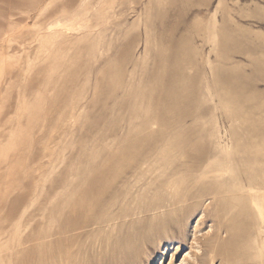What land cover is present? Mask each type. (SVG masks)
I'll return each mask as SVG.
<instances>
[{
  "label": "rangeland",
  "instance_id": "1",
  "mask_svg": "<svg viewBox=\"0 0 264 264\" xmlns=\"http://www.w3.org/2000/svg\"><path fill=\"white\" fill-rule=\"evenodd\" d=\"M169 72L182 103L159 98L154 75ZM156 143L141 176L136 168ZM184 150L199 170L187 171ZM254 155L262 167L252 171L264 180V0H0V216L22 199L14 220L2 221L8 230L29 229L31 217L37 230H52L70 188L114 156L117 184L142 177L151 189L107 212L134 214L123 227L133 241L114 255L73 248L79 264H264V199L239 191L237 160ZM174 169L184 171L178 188L155 193L154 180ZM202 171L224 177L172 206ZM230 235L236 244L224 248Z\"/></svg>",
  "mask_w": 264,
  "mask_h": 264
},
{
  "label": "bare ground",
  "instance_id": "2",
  "mask_svg": "<svg viewBox=\"0 0 264 264\" xmlns=\"http://www.w3.org/2000/svg\"><path fill=\"white\" fill-rule=\"evenodd\" d=\"M40 1H42V0H40ZM20 3H21V1H20ZM9 13H11V12L9 11ZM2 16H3V14H2ZM3 21H4V19H3ZM8 22H10L9 19H8ZM172 41H173V39H172ZM169 53H171V52H169ZM184 59H186V58H184ZM183 63H185V62H183ZM165 67L166 66H164L162 69H165ZM159 75H162V74H159ZM162 77H160L158 75H154V79L160 81V83L162 85V94H161V96H159V98L161 97L162 103H165V104L182 103L185 100V98H184V96L181 95L182 93L180 94L177 86H175L177 76L175 74L172 75L169 72L168 76H167V74H165ZM152 93H154V92H152ZM184 93H186V92H184ZM182 117H183V115H182ZM155 147H158L157 143L152 148H150L148 151H146L144 157L142 158L141 164L136 168V172L138 174H140L141 176H145L147 174V171H145L144 167L149 164L148 158H150L149 156L153 153L152 150L155 149ZM246 147H248V146H246ZM255 148H257V147H255ZM250 151L251 150H249V153H250ZM253 151L254 150H252L251 152H253ZM255 152H258V150ZM238 153H240V152H238ZM251 154H254V152ZM182 155L185 156L186 158L188 157V159H191V161H192L190 164H187V166H186L187 171L193 173V172H195L193 170H199L198 165L195 164L193 161V160L197 161L198 158L194 157L190 152H188L186 150L183 151ZM254 156L255 157L241 158V159L237 160V162L239 164H242L243 168L245 169L244 171H242V173H240L241 174L240 178H241L242 182L240 185L237 184V182H233L234 185L231 183L233 186H235V184L241 186V188H239V191L247 193V195L249 197L248 199L251 203L264 199V180L258 176V172L254 173L252 171L255 169L261 170L262 166H261V162H260L259 158H257L256 155H254ZM113 157L114 156L108 157L106 159V161H104V163L101 164V166H98L94 169V171L97 175L93 180H90V181L84 180L80 183L75 184L74 186H72L70 188V190L68 192L71 193V198H67L66 200L62 201L61 204H59L57 207L54 208V210L55 211L57 210V212H59V213L52 216L53 228L50 231L37 230L36 227H34V218L33 217L30 218V222L28 221L29 226H30L29 229H27L28 227H25V229H23V230H21V228L20 229L17 228L16 230H8L6 228V226L2 223V221L4 220L5 223L6 222L10 223L16 217L18 210L20 211V209H21V208L19 209L20 203L22 200L21 196H16V197L14 196L15 198L12 199V201L10 202L9 209L6 210L7 213L4 214V218H3V214H2V217L0 216V218H1L0 219L1 220V222H0L1 223L0 224V243L3 242L2 246L0 244V248H1L0 249V260H1L0 264H79L77 256L74 252V250L76 248L78 249L77 254L80 252L82 253V251L84 254V252H85L84 248L87 244H88L89 251H92V252H94V251L99 252L100 250H105L106 248L110 249L111 247H113L112 249H113V255H114V253L118 249L119 250L123 249L124 247L129 245L133 240H132L130 235L123 232V227L126 225V223H128V221H129L128 218L132 217V215H134V214L126 213L123 215L121 214V215L110 216V215H108L107 212L109 210L111 211L116 206L117 200H119L120 198H122L123 201L127 200V198L129 199V197L131 199L136 198V197L138 198L139 196L145 195L147 193V190L151 189L150 188L151 186L149 184L144 183V181H142L143 180L142 177L140 179H136L133 184L130 182L131 181L130 179L123 180L121 185L117 184L116 180L120 175V170H117V169L113 170V168H114L113 163H112ZM263 158H264V156H263ZM127 159H130V158H127ZM262 162H264V161H262ZM262 165H263V163H262ZM171 172H173V175H172V177H170L168 179L160 180L157 177L154 180L155 182H157V186L155 188V193L166 192V191H169L170 189L172 190L174 188H178L177 186L180 182L178 181L177 176L182 171H180V169L179 170L174 169ZM12 175H13V173H12ZM218 177L219 178L224 177V173L222 171H217L214 174L213 173H207L206 174V172L202 171L200 174H197L195 176H191V178H189V180H190V182H189L190 187L188 186L189 189L187 191H185L184 194L181 196L180 195L177 197L174 196L175 202L172 204V206H176L178 204L185 203L187 200H191V199H194V198L201 196L204 191L203 190H195L194 187H196V186L199 187V185L202 184L203 182H205L206 179H208V178H212V179L215 178L216 179ZM219 178H218V180H219ZM234 178H236V177H234ZM17 179H19V178H16L15 180H17ZM222 179L223 178H221V180ZM15 180L11 183L12 185L14 184L13 188H14V186H18L17 182L15 184ZM238 182H239V180H238ZM6 183H5V185H6ZM129 183H131L130 186L128 185ZM138 184H141V185H138ZM113 186H114V190L111 191V193L108 195L109 198L100 203V207H101L100 213L95 215L94 214L95 204H97L98 200H100V198L104 195V193L109 191L110 188L112 189ZM35 187H36V185H35ZM7 191H9V190H7ZM25 192H24V194H25ZM28 192H30V191H28ZM2 193L3 192H0L1 196L4 195V193L3 194ZM221 193H222V191L220 188H218V189H216V191H214L215 195H220ZM93 194H95V195H93ZM92 196L95 197L94 200L91 198ZM8 197H6V199ZM237 197L239 198V195L238 196H231V198L229 200L237 198ZM242 198H244V197H242ZM3 199H5V198H3ZM219 199H220V201L224 202V201H226L227 198L220 196ZM27 201L28 200H26V202ZM0 203H1V201H0ZM151 204H149L147 207H143V209L142 208H138V209H142V210H140V212H148L150 210H153L154 204L153 203H151ZM246 204H248V202ZM4 205H5V203H4ZM156 205H158V204H156ZM247 207H248V205H247ZM251 208H253V205L251 206ZM248 209L250 210V208H248ZM1 210H3V208L0 209V211ZM158 211H160V210H158ZM113 212L114 211H112L111 213L114 214ZM131 223L132 222H130V224ZM90 227H91V229H88ZM103 233L106 236L104 235L105 237L98 238V236H101ZM248 234H249V232H248ZM93 235H96V239L95 240L93 239V241L89 242V239ZM261 236L262 235H260L259 237L261 238L262 241L261 240H259V241H261L262 244H264V236H262V237ZM80 239L83 240V242H85L82 247H80L81 245L78 246V243H80V241H79ZM235 239L236 238H233L230 235V237L223 242V247L226 248V247H231V246L235 245L236 244ZM245 241H246V239H245ZM246 244H244V245H246ZM260 245L261 244H259V246ZM261 246H263V245H261ZM73 248H75V249H73ZM261 248H263V247H261ZM236 250H238V249H236ZM245 250H247V249H245ZM97 254H94V255H97ZM123 256H124V254H123ZM114 258H117V256H114ZM261 259H262V257H261ZM114 262H116V264H122V262L118 259L115 260Z\"/></svg>",
  "mask_w": 264,
  "mask_h": 264
}]
</instances>
